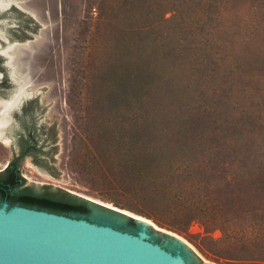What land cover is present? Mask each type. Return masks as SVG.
<instances>
[{"label":"rangeland","instance_id":"rangeland-1","mask_svg":"<svg viewBox=\"0 0 264 264\" xmlns=\"http://www.w3.org/2000/svg\"><path fill=\"white\" fill-rule=\"evenodd\" d=\"M209 2L21 0V38L13 30L16 10H7L11 42L5 47L13 45L9 52L15 77L26 83L27 96L33 95L39 134L38 155L20 159L31 190L77 200L83 195L119 208L110 199L133 204L129 191L137 187L149 186L159 199L176 192L190 201L204 198L201 189L207 185L200 183L214 162ZM163 17L169 18L160 24L172 34L170 41L155 43L145 34L128 31ZM224 73L219 80L223 87ZM8 94L0 92V98L8 99ZM222 101L224 120V96ZM25 128L17 122L7 126L3 136L10 142L0 138V168L18 147L16 136ZM140 170L146 176L136 180ZM113 179L119 185H113ZM85 218L133 234L141 229L96 206ZM146 232L153 242L178 252L184 264H264L227 258L239 247L217 241L221 232L199 221H191L185 233L174 231L193 247L149 228Z\"/></svg>","mask_w":264,"mask_h":264},{"label":"trees","instance_id":"trees-1","mask_svg":"<svg viewBox=\"0 0 264 264\" xmlns=\"http://www.w3.org/2000/svg\"><path fill=\"white\" fill-rule=\"evenodd\" d=\"M208 14L214 68V162L210 175L200 183L207 185L201 189L204 198L190 201L176 192L169 199H159L146 186L129 191V196L136 200L133 204L110 200L178 233H185L191 221H199L207 229L221 232L217 241L239 247L227 258L264 263V0H210ZM168 19L136 25L128 31L145 34L155 43L170 41L172 34L160 24ZM222 72L226 78L224 87L219 81ZM223 96L227 103L224 120ZM136 175V180L142 179L146 172L140 170ZM111 183L119 185L115 179ZM16 199L27 207L65 215L85 217L93 206L118 214L83 199L25 194L16 196L12 203ZM124 218L134 223L130 217Z\"/></svg>","mask_w":264,"mask_h":264},{"label":"water","instance_id":"water-1","mask_svg":"<svg viewBox=\"0 0 264 264\" xmlns=\"http://www.w3.org/2000/svg\"><path fill=\"white\" fill-rule=\"evenodd\" d=\"M77 196L123 215L122 218L130 217L141 229L133 234L84 216L2 201L0 264H184L178 252L173 254L150 240L146 228L180 239L98 201Z\"/></svg>","mask_w":264,"mask_h":264},{"label":"flooded vegetation","instance_id":"flooded-vegetation-1","mask_svg":"<svg viewBox=\"0 0 264 264\" xmlns=\"http://www.w3.org/2000/svg\"><path fill=\"white\" fill-rule=\"evenodd\" d=\"M15 1H17L18 4L12 2L9 7L0 9V50L11 42L8 41V39L10 40L11 37L9 35L7 36L6 34L7 25L11 23V19L7 18V10H9V8H13L14 10H16V13L13 15L16 16L15 20L18 21V24H16V28H14L13 30L15 31V35L18 38H21V17L22 12L24 11L22 10L23 7L21 5V0ZM15 43L18 42L15 41ZM16 77L18 76L16 75ZM12 86L14 87L11 88ZM17 86V81H15V78H13L11 75V66L8 63V56L0 52V92L5 93L6 91H9V94L6 95V97H8L14 92ZM31 98H33V95L25 97L21 102L22 105L19 104L18 106H15L10 112L11 118L9 124L12 122H17L19 125H26V128L24 130L20 129L19 133L16 136L18 147L16 149H13L11 158L8 159L6 164L0 168V181L2 182V184L0 185V202L7 201L10 205L18 203L24 206L23 202H20V200L17 199L12 203L13 199H15L16 196L25 194L49 196L45 191H43L42 193H37L31 190L25 183L23 173L20 170V159L22 157L31 155L33 153L38 155V153H35V150L36 148H39L37 143V137L39 134L35 129L36 124L31 106ZM24 100L29 101L25 102ZM23 102H25V104ZM19 106L20 110H17ZM13 174L17 175L16 178L15 176H13ZM11 179L13 181H11Z\"/></svg>","mask_w":264,"mask_h":264},{"label":"bare ground","instance_id":"bare-ground-1","mask_svg":"<svg viewBox=\"0 0 264 264\" xmlns=\"http://www.w3.org/2000/svg\"><path fill=\"white\" fill-rule=\"evenodd\" d=\"M12 2H15L16 4H18L17 1H15V0H0V9H5L6 7H9V5ZM12 49H13V45H10L9 44L7 47L3 48L0 51L4 55H7L8 56V63H9L10 66H12L11 65V61L13 59V55L9 52V50H12ZM11 75H12L13 78H15V81H17V83H18V86L16 88V91L8 99H2V98H0V107H1L0 108V138L3 137V140L6 143H9L10 142V139H8V137L3 136V135H4V132H5L7 126L9 125V122H10V117H11L10 111L15 106H18V104L20 103L21 98L23 96H27L28 95V93L26 92V86H27L26 83L23 82V81L21 82L20 79H17L15 77V71H14L13 66H12V69H11ZM98 202L99 203H102V204H104V205H106L108 207H111L112 209H116L118 211H121L123 213H126L127 215H130L131 217H133V218H135V219H137L139 221H142L144 224H150L153 227H155L157 229H160L163 232H166L168 234L173 235L176 238H179L180 240L182 239L189 246L193 247L188 241H186L185 239H183L182 237H180L174 231H171V230H168V229H165V228L158 227L156 223H154L151 219H149L147 217H144V216L139 215L137 213H133V212H131L129 210H126V209H123V208H119V207H117L115 205H112L111 203H107V202H103V201H98Z\"/></svg>","mask_w":264,"mask_h":264}]
</instances>
